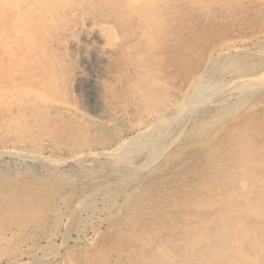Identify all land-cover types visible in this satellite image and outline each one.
<instances>
[{
	"label": "rangeland",
	"instance_id": "1",
	"mask_svg": "<svg viewBox=\"0 0 264 264\" xmlns=\"http://www.w3.org/2000/svg\"><path fill=\"white\" fill-rule=\"evenodd\" d=\"M1 3L0 264H264V0Z\"/></svg>",
	"mask_w": 264,
	"mask_h": 264
},
{
	"label": "bare ground",
	"instance_id": "2",
	"mask_svg": "<svg viewBox=\"0 0 264 264\" xmlns=\"http://www.w3.org/2000/svg\"><path fill=\"white\" fill-rule=\"evenodd\" d=\"M3 1V0H2ZM0 3H1V0H0ZM2 4V3H1ZM28 8V7H27ZM42 8V7H41ZM21 13V12H20ZM20 16V15H19ZM27 16V9H24L23 11H22V17L23 18H25ZM9 19V18H8ZM25 20V19H24ZM6 21H8V20H6ZM10 23V22H9ZM5 24V23H4ZM7 24V23H6ZM9 25V24H8ZM4 26H6V25H4ZM10 36V35H9ZM12 39H14V40H18L19 39V36L16 34V32L14 33H12V37H11ZM25 43V42H24ZM26 48H27V46H26ZM6 49V48H5ZM27 50H28V48H27ZM251 64V63H250ZM262 75V74H261ZM252 78H257V76L256 77H251V79ZM251 79H248V81L250 80V84L251 83H253V80H251ZM258 79V78H257ZM254 81H255V79H254ZM256 82V81H255ZM263 82V81H262ZM207 84V83H206ZM199 86V85H198ZM206 86V85H205ZM225 86V85H224ZM200 87V86H199ZM192 89V88H191ZM210 90H211V88H210ZM217 90H219V89H217ZM215 91V90H214ZM199 92V91H198ZM201 92V91H200ZM244 94V93H243ZM206 95V94H205ZM201 97V96H200ZM203 97H205V96H203ZM176 115V114H175ZM177 117V116H176ZM161 118V117H160ZM160 118H158V120H160ZM161 121H164V118L163 119H161ZM158 122V121H157ZM159 125H160V123H156V125H153L151 128H149V129H147V130H145L142 134H140V135H138L137 137H135L132 141L133 142H131V143H129L125 148H123V151H122V153H121V155H120V157H121V159H122V161L123 162H126V161H128V162H131L132 160H133V156L136 154V153H141V151H143V148L145 147V146H147V145H150L149 143H151L152 142V140H153V136H154V133L155 132H157V130L158 129H160L159 128ZM157 129V130H156ZM168 129V128H167ZM166 133V132H165ZM211 133V132H210ZM156 135H157V133H156ZM208 135V134H207ZM158 139V138H157ZM160 139V138H159ZM197 141V140H196ZM161 147V146H160ZM160 147H158V148H160ZM157 148V149H158ZM156 149V148H155ZM156 149V150H157ZM115 150V149H114ZM162 150V149H161ZM158 151H160V150H158ZM163 151V150H162ZM154 153V152H153ZM161 154V153H160ZM157 156V155H156ZM119 157V156H118ZM115 159V158H114ZM120 159V158H119ZM156 161V160H155ZM127 163V162H126ZM122 164V163H121ZM131 164V163H130ZM118 165V164H117ZM126 165V164H125ZM249 165V164H248ZM250 167V166H249ZM251 168H252V166H251ZM252 169H254V168H252ZM220 180V179H219ZM251 182V181H250ZM216 183H217V179H216ZM251 183H253V181L251 182ZM238 185V184H237ZM240 185V184H239ZM251 185V184H250ZM250 187H252V185L250 186ZM250 187H249V189H250ZM260 188V187H259ZM234 189H236V187L234 188ZM240 189V188H239ZM257 189V188H256ZM233 192H237L236 190L235 191H233ZM239 193H240V191H239ZM260 195V194H259ZM240 197V196H239ZM261 197H263V196H261ZM212 198V197H211ZM234 198V197H233ZM241 198V197H240ZM256 198V197H255ZM208 199V198H207ZM224 199V198H223ZM222 199V200H223ZM235 199V198H234ZM263 199V198H262ZM203 200V199H202ZM222 200H221V204H222ZM227 200V199H226ZM226 200H223L224 202L226 201ZM238 200V199H237ZM240 200V199H239ZM245 200V199H244ZM212 201V200H211ZM203 203V202H202ZM212 203V202H211ZM211 203H209V204H211ZM220 203V202H219ZM208 204V205H209ZM226 204V203H225ZM257 204L258 203H255L253 200H246L244 203H243V206H244V208H243V206H242V208L239 210V212L240 213H244V215L246 216V218L247 217H249V218H251V217H254L255 219H257L256 217H258V210H257ZM260 212H262V209L260 210ZM262 215V214H261ZM264 217V216H263ZM261 220H263V218L261 219ZM244 223V222H243ZM247 223V222H246ZM225 226V225H224ZM229 228V227H228ZM239 228V227H238ZM250 227H248V226H246V227H244L241 231H242V234L238 237V239H241V242H242V244H244V245H246V247H250V249L249 248H247V249H249V252L247 253V257L248 258H254V256L257 254V247H255L253 244H254V242H253V244H251L250 245V243H251V241H250V239H249V235H251V231H250V229H249ZM221 229V228H220ZM193 230V229H192ZM218 232V234H219V232H220V230H217ZM226 231V232H225ZM224 232L226 233V236H228V238H231L230 236V232L228 231V230H225ZM223 232V231H222ZM234 232V231H233ZM221 233V232H220ZM200 234V233H199ZM211 234V233H210ZM147 235V234H146ZM206 235H208V234H206ZM145 236V235H144ZM148 236V235H147ZM204 236H205V234H204ZM203 236V237H204ZM209 236V235H208ZM226 236H224L225 237V239L227 238ZM146 237V236H145ZM150 237V236H149ZM203 237H201V238H203ZM207 237V236H206ZM223 237V238H224ZM209 238V237H208ZM212 238V237H211ZM211 238H209L210 240H211ZM190 239V238H189ZM205 239H207V238H205ZM204 239V240H205ZM209 239H207V240H209ZM219 239V238H218ZM253 239V238H252ZM251 239V240H252ZM145 240H147V237H146V239ZM188 241V240H187ZM200 241V239H199V237L198 236H195V238L193 239V244L194 245H196V244H198V243H200L199 242ZM201 241H203V240H201ZM208 243L210 242V241H207ZM232 241H230V243H231ZM192 243V242H191ZM205 243V242H204ZM234 243H236L235 241H234ZM186 245V244H185ZM214 245V244H213ZM186 246H188V245H186ZM233 246V245H232ZM263 246V245H262ZM190 247V246H189ZM207 247V246H206ZM217 247L218 248H216V250H214V251H216V252H218L219 250H220V248H219V245H217ZM204 248V247H203ZM208 248V247H207ZM211 248V247H210ZM222 248V247H221ZM234 249V248H233ZM237 249V248H236ZM262 249V248H261ZM186 250H188L187 248H186ZM211 250H212V248H211ZM226 250L228 251V250H231V249H229V248H227V246H226ZM238 250V249H237ZM191 251H193V250H191ZM199 251H201V250H199ZM222 251V250H221ZM232 251V250H231ZM239 251V250H238ZM194 252V251H193ZM196 252V251H195ZM203 252V251H202ZM224 252V251H223ZM219 253V252H218ZM227 252H225V254H226ZM231 253H233V251L231 252ZM201 254V253H200ZM221 254V253H220ZM183 255V254H182ZM206 255V254H205ZM222 255V254H221ZM237 255H238V253H237ZM162 256V255H161ZM204 256V255H203ZM217 256V255H216ZM225 256V255H224ZM227 256V255H226ZM225 256V257H226ZM242 256H244V254L242 255ZM257 256V255H256ZM205 257V256H204ZM207 257V256H206ZM205 257V258H206ZM229 257V255L227 256V258ZM247 257H246V259H247ZM170 258V257H169ZM203 258V257H202ZM207 258H209V257H207ZM194 259V258H193ZM257 259V258H256ZM185 260V259H184ZM190 260H191V258H190ZM189 260V261H190ZM209 260V259H208ZM214 260V259H213ZM170 261V260H169ZM201 261H203V260H201ZM207 261V260H206ZM247 261V260H246ZM249 261V260H248ZM247 261V262H248ZM209 262V261H208ZM211 262V261H210ZM215 262H218V261H215ZM189 263V262H188ZM202 263V262H201ZM206 263V262H205ZM239 263V262H238ZM251 263V262H250ZM254 263V262H253ZM235 264H237V263H235Z\"/></svg>",
	"mask_w": 264,
	"mask_h": 264
}]
</instances>
